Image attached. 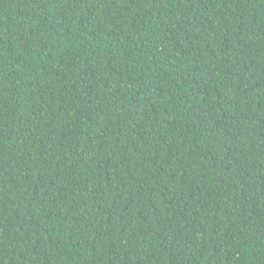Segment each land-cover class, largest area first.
<instances>
[{
  "label": "trees",
  "instance_id": "1",
  "mask_svg": "<svg viewBox=\"0 0 264 264\" xmlns=\"http://www.w3.org/2000/svg\"><path fill=\"white\" fill-rule=\"evenodd\" d=\"M0 264H264V0H0Z\"/></svg>",
  "mask_w": 264,
  "mask_h": 264
}]
</instances>
